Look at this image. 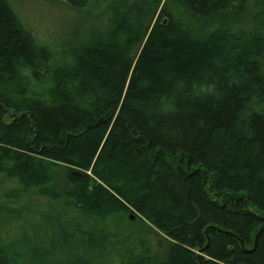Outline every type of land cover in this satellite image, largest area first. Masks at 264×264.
I'll list each match as a JSON object with an SVG mask.
<instances>
[{
	"label": "trees",
	"instance_id": "16d2710c",
	"mask_svg": "<svg viewBox=\"0 0 264 264\" xmlns=\"http://www.w3.org/2000/svg\"><path fill=\"white\" fill-rule=\"evenodd\" d=\"M48 1L93 19L48 46L0 0V172L13 183L0 181V205L24 197L43 158L66 166L68 202L32 219L2 205L26 235L0 234V264H264V230L252 250L264 225V0ZM136 213L170 239L167 259L150 235L126 240ZM56 241L52 259L40 244Z\"/></svg>",
	"mask_w": 264,
	"mask_h": 264
},
{
	"label": "rangeland",
	"instance_id": "374dc122",
	"mask_svg": "<svg viewBox=\"0 0 264 264\" xmlns=\"http://www.w3.org/2000/svg\"><path fill=\"white\" fill-rule=\"evenodd\" d=\"M14 11L19 16V18L23 21V23L27 26V28L34 33L36 38L40 43L51 45L56 43L55 41L59 38L60 35L65 34L67 35V30L74 31L77 30L80 26L81 28L85 27L82 21V19H85L87 22H91V19H93V16L82 17L80 11L73 10L71 7H69L64 2H56V1H48V0H9ZM176 8V7H175ZM80 17V18H79ZM96 23L103 25V28H105L104 22V15H101L99 17H94V21ZM207 26V25H206ZM203 25L202 27H206ZM27 73V72H26ZM25 73V74H26ZM33 83V81H32ZM34 84V83H33ZM39 89V88H38ZM15 112H11L7 115V122L11 123L15 119H20L19 114L16 116H13ZM26 138L28 141L33 140V134L31 131L27 134ZM236 161H241V153L235 154ZM39 158V156H38ZM43 158V157H40ZM43 166L44 168H39L40 170H43V174L47 172V174L44 175L48 178V184H43V176L37 175V178L34 180L33 177L29 178L30 183V189L24 194V197L20 199L19 201H9V202H3L1 203L0 207L2 205H12L13 207H16L18 209L25 210L24 213L30 215L31 219L35 217L37 213H39V210L43 211L45 208H47L50 205H55L56 207L59 205L61 210L66 209V205L68 200L64 197L63 192L70 187V185L67 182V179L65 177V174L67 173V168L64 164L59 163L57 161H52L49 158H43ZM241 163V162H240ZM8 167V166H7ZM6 167V168H7ZM45 171V172H44ZM78 170H73V173ZM55 172H58L55 174ZM62 174V178L58 179V176ZM0 181L4 184L3 187L11 186L13 183L5 178V175L3 172H0ZM2 184V185H3ZM58 186L60 191V197H55L51 194L50 190L53 189L54 186ZM50 189V190H49ZM264 192V190H263ZM93 197V196H92ZM90 199L94 202V197ZM157 201H162L158 200ZM156 202V201H154ZM8 203V204H7ZM17 213H8L3 212V214L0 216V234H4L6 237L5 239L7 241H15V237L21 238L22 234L20 233V219L18 218ZM115 216L107 217L106 221L108 223H112L113 221L116 222L115 226H118V223H120L119 217L117 218ZM131 219L133 223L128 222V227H130V230L132 231H126L125 227H122L123 229V235L126 238V240L133 241V239H144L147 238V235H150V238H152V245L154 248V251L157 252L162 259H167L169 250L171 247V241L168 239V237L165 235L164 232L159 230L153 223H151L149 220L146 219L142 214L136 213L135 216L131 215ZM128 219V218H127ZM110 223V224H111ZM129 230V229H128ZM22 231V229H21ZM139 231L148 232L147 234L141 233ZM30 237L34 230L31 228L29 229ZM139 232V233H137ZM27 233V232H26ZM24 236L26 234H23ZM23 237V236H22ZM120 239L121 236H120ZM124 240V239H123ZM17 243V241L15 242ZM14 243V245H15ZM40 244V243H39ZM42 248H46L49 246L51 250H49L50 254L52 255L53 259V249L54 247H57V241L49 243V244H40ZM53 253V254H52ZM203 253L202 250L198 252L199 256H201Z\"/></svg>",
	"mask_w": 264,
	"mask_h": 264
},
{
	"label": "water",
	"instance_id": "95a60500",
	"mask_svg": "<svg viewBox=\"0 0 264 264\" xmlns=\"http://www.w3.org/2000/svg\"><path fill=\"white\" fill-rule=\"evenodd\" d=\"M79 174V173H78ZM264 230V225H263V227L259 230V232H258V234L256 235V238H255V247L252 249V250H254L255 248H256V244H257V240H258V237H259V235L261 234V232Z\"/></svg>",
	"mask_w": 264,
	"mask_h": 264
},
{
	"label": "bare ground",
	"instance_id": "6f19581e",
	"mask_svg": "<svg viewBox=\"0 0 264 264\" xmlns=\"http://www.w3.org/2000/svg\"><path fill=\"white\" fill-rule=\"evenodd\" d=\"M75 174H78L79 173V175H81V173L80 172H77V171H75L74 172ZM243 247H244V244H243ZM203 251V250H202Z\"/></svg>",
	"mask_w": 264,
	"mask_h": 264
}]
</instances>
